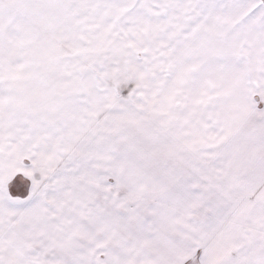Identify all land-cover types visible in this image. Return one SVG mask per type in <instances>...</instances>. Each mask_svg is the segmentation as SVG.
Returning <instances> with one entry per match:
<instances>
[{"label": "snow or ice", "instance_id": "1", "mask_svg": "<svg viewBox=\"0 0 264 264\" xmlns=\"http://www.w3.org/2000/svg\"><path fill=\"white\" fill-rule=\"evenodd\" d=\"M0 264H264V0H0Z\"/></svg>", "mask_w": 264, "mask_h": 264}]
</instances>
